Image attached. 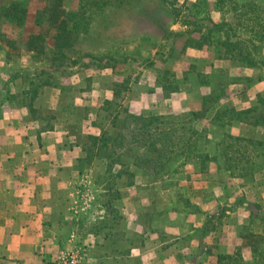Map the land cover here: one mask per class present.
<instances>
[{
  "label": "rangeland",
  "instance_id": "374dc122",
  "mask_svg": "<svg viewBox=\"0 0 264 264\" xmlns=\"http://www.w3.org/2000/svg\"><path fill=\"white\" fill-rule=\"evenodd\" d=\"M52 1L0 0V98L29 110L33 103L36 118H70L75 142L90 145L87 137L95 136L79 128L87 119L101 129L95 136L101 137L104 132H113L112 122L123 117L124 111L180 119L201 112L204 96L222 98L198 124L201 136L196 151L170 164L159 181L134 167H130L134 176L110 180L118 190L119 183L121 187L134 184L137 172L141 174L139 187L160 191L149 192L141 233L124 228L118 208L123 205V193L103 194L107 185V179L101 177L106 166L103 157L96 153L92 161L80 164L83 171H92L93 177L87 180L95 183L91 193L85 191L86 199L89 196L95 202L91 214L85 216L87 230L93 231L99 221L93 219L105 215L102 204L114 195L119 218L108 217L109 229H115V242L110 240L107 250L115 246L127 251L129 242L140 245L147 234H153L166 243L164 248L178 244L184 251V264H264V199L257 190L264 185V169L253 178H234L212 160L218 156L216 145L226 133L264 140L263 128L240 122L219 127L213 122L219 111L255 108L259 97H264V41H257L237 22L232 11L239 13L242 6L230 8L227 3L232 0H126L123 7H101L92 16L89 31L81 34L62 58L60 43L53 38L59 18L47 13ZM75 2L64 0V5L71 9ZM257 5L264 14V0H258ZM63 19L61 15L60 22ZM33 35L39 39L32 41L33 50H28ZM230 44L238 48L231 52ZM239 55L248 60H239ZM39 79H48L51 85L40 88L32 100L26 93ZM49 87L61 90L66 97L61 100L63 110L39 107L37 101ZM81 92L96 94L101 113L95 116L85 106H77ZM91 116L97 118L92 120ZM243 201L259 204L262 209L254 217ZM231 205L233 209H229ZM221 207L225 208L224 216L211 218L210 233L202 238L207 215H215ZM103 232L108 233V228Z\"/></svg>",
  "mask_w": 264,
  "mask_h": 264
},
{
  "label": "crops",
  "instance_id": "0c3cea01",
  "mask_svg": "<svg viewBox=\"0 0 264 264\" xmlns=\"http://www.w3.org/2000/svg\"><path fill=\"white\" fill-rule=\"evenodd\" d=\"M95 93L81 92L75 103L97 116L102 104ZM65 99L61 90L49 87L37 103L44 111H58L63 110L61 100ZM73 126L70 118H36L29 109L0 98V264H47L72 251L80 255L78 264H184L178 244L164 248L166 243L153 234H147L140 245L129 242L123 252L115 246L107 250V243L115 242V229L108 233L97 226L87 230L85 216L95 202L89 196L86 199L85 191L91 193L95 183L87 180L93 177L92 171L81 169L86 153L70 132ZM79 128L86 135L102 133L89 119ZM139 174L135 173L134 184L117 185L123 193V205L118 208L124 228L133 234L143 230L141 216L149 192H160L139 187ZM257 190L264 199V185ZM161 196L166 194L161 191Z\"/></svg>",
  "mask_w": 264,
  "mask_h": 264
},
{
  "label": "trees",
  "instance_id": "16d2710c",
  "mask_svg": "<svg viewBox=\"0 0 264 264\" xmlns=\"http://www.w3.org/2000/svg\"><path fill=\"white\" fill-rule=\"evenodd\" d=\"M257 1L232 0L227 5L230 8L236 6L237 9L238 6H242L239 13L232 11L237 22L246 28L257 41H264V14L260 11ZM126 3V0H76L74 6L69 9L67 5H64V0H53L47 13L50 17L59 18L57 22L60 25L53 37L55 42L60 43L59 55L62 58L66 57L79 36L89 31L95 11L101 7H123ZM11 10L13 9H9V11ZM23 12L25 14V10H22ZM61 15L64 16V19L60 22ZM37 39L39 38H35V35L31 36L27 43L28 50H33L30 45ZM229 46L231 52L238 48L232 44ZM195 47L200 48L201 44H195ZM245 59L248 60L245 56L239 55V60ZM100 68H106V65H101ZM49 71L48 74L51 75L52 66L49 67ZM50 85L51 82L48 79H39V83L33 85L34 87L30 88L26 94H30L32 100H35L39 89ZM172 86L171 88L174 90L177 89V86ZM221 99V96L216 94L204 96L201 112H191L180 119L153 114L133 115L124 111L123 117H116L112 122V133L104 132L101 137H87L91 142L90 145H86L83 141L78 142L83 145V150L86 153L81 164L92 161L97 156L96 153L103 157L106 166L101 177L104 175L107 179V185L102 188L103 194H118V190L110 180L121 178L123 175L134 176L130 167L151 176L154 181H159L160 176L167 172L170 164L196 151V144L201 136L198 124L205 119V116ZM258 102L257 107L248 110L238 111L234 108H226L224 111H219L213 122L219 127H227L234 122H240L264 129V97L260 96ZM28 106L31 113L35 114L33 103ZM223 137L224 140L216 145L218 156L212 159L216 162L219 170L225 171L234 178H253L257 171L264 169V140L235 137L227 133ZM117 168L119 169L117 170ZM105 197L107 198V195ZM115 199L117 198L113 195L112 199H108L102 204V207L105 208V215L96 224L100 230L109 229L108 217L111 214L114 219L118 220L119 218L114 205ZM242 204L247 210H251L254 217L257 215L256 211L259 213L262 209L259 204L246 201H243ZM229 207V209H233V205ZM224 210L225 208L221 207L215 215H207V220L201 231L202 238L210 233L211 218L223 217ZM200 244L207 249L203 242Z\"/></svg>",
  "mask_w": 264,
  "mask_h": 264
},
{
  "label": "built area",
  "instance_id": "2783aa9c",
  "mask_svg": "<svg viewBox=\"0 0 264 264\" xmlns=\"http://www.w3.org/2000/svg\"><path fill=\"white\" fill-rule=\"evenodd\" d=\"M79 253L76 251L68 252L63 257L55 259L47 264H78Z\"/></svg>",
  "mask_w": 264,
  "mask_h": 264
}]
</instances>
